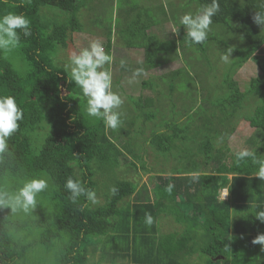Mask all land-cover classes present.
Listing matches in <instances>:
<instances>
[{"label": "trees", "instance_id": "trees-1", "mask_svg": "<svg viewBox=\"0 0 264 264\" xmlns=\"http://www.w3.org/2000/svg\"><path fill=\"white\" fill-rule=\"evenodd\" d=\"M210 3L211 0H187L182 10H187L186 8L193 5L201 9ZM220 7L221 11L213 17L212 25L222 26L219 31L242 37L246 48L236 53L239 61L222 82L223 94L213 101L209 100V103L206 102L211 113L207 116V107L204 118L198 115L197 120L200 119L203 123L201 128L194 131L195 135L189 138L187 134L182 133L183 126L178 121L164 120L167 111L175 108L173 95L185 88L183 82L186 80L187 71L183 63L182 68L169 71L170 75L165 79L169 92L167 90V94L164 93L163 99L159 97L163 107H156V101L145 96L132 100L136 117L143 115L144 106H149L152 112L154 111L153 115L146 119L148 124L161 127L159 131L152 132L149 140L157 153L174 150L192 152L189 169L180 172L187 173L186 176H153L156 185L153 194L147 186L136 193V187L131 182H119L116 186L117 193L107 198L105 205L91 209L92 204L84 197L76 204L71 202L70 193L64 187L67 179H79L86 188L96 192L98 186L94 180L93 163L100 169L111 171L116 165L118 155L125 154L109 137L103 121L92 123L86 114V103L80 97L81 90L74 82H69L66 69L58 66L54 60L59 51L66 50L73 44L75 35L84 33L78 15L83 8L82 2L0 0V16L9 12L24 15L31 21L32 32L30 37L22 36V45L15 51L14 59H11L9 54L5 56L0 53V96H13L24 113L23 120L19 122V130L7 141L9 153L0 160V188L14 191L19 188L16 185L18 181L22 183L31 178H39L43 174L49 176L55 188L53 201L59 227L45 232L48 233L45 235V243L48 246L61 247L56 264H89L92 249L95 250L104 235L111 236L109 231L114 233V236H111L112 242L117 246L124 235L130 234L132 223L134 235L146 233L153 236L157 233L159 215L166 211V208L162 207L163 201L174 204L173 210H168L173 213L176 211L175 215L185 211L184 207H197L203 211L207 204L217 202L219 193L224 188L230 191L227 199L230 204L237 205L236 209L245 212L247 217L251 216L252 224L243 226L240 230L234 229L233 233L238 235L231 236L232 224L228 213L231 205H218L219 208L226 207V212L225 215H220V218L216 217L217 221L206 220L203 230L213 237L206 236L208 245L206 244L204 253L213 259L221 257L226 264H264V249L261 245L252 244L257 235L264 233V223L255 216L264 210V180L254 176L258 166L250 159L238 164L234 156L232 164L228 165L223 162L225 153L215 146L216 141L227 133V124L232 123L235 118H243L254 129V134L249 140L252 151L256 152L258 157L264 158V27L257 25L253 20L258 11H264V0H220ZM45 11H54L59 16L63 14L65 20H47ZM177 13L172 10L167 22L178 26V36L165 37L163 26L166 24L163 25L157 18L143 24L142 15L137 22L139 29L135 31L132 27V37L135 39L138 36V39L127 48L143 51L142 63L147 70L175 62L181 50L185 56L186 53L189 56L191 51L203 55L207 52L208 44L219 42L218 33L212 32L203 44H192L185 37V29L179 24ZM105 48L107 53H112V36L111 43ZM173 50L176 56H168L167 53ZM249 61L256 64L260 76L253 78L248 90L243 92L239 83L234 80V75ZM185 63L187 66L189 60ZM144 85L147 86L146 83ZM165 102H168L170 107H166ZM245 107L249 108L248 112ZM199 112L200 109L197 111V108H192L190 115L196 120ZM132 115L134 116L133 113ZM184 126V129L191 128L188 124ZM45 131L47 133H44ZM179 140L182 141V147L177 143ZM188 143L191 144L189 149ZM131 164L136 166L134 162ZM214 164L220 166L216 168ZM209 166L210 172L205 171ZM141 170L150 175L154 174L144 162ZM191 172H200L199 179L194 181L188 175ZM229 176H232L231 180L228 179ZM169 184L174 185L171 194L167 192ZM144 193H147L150 199L144 201L147 202L146 205L138 204L143 202L142 197L146 195ZM132 195L136 202L132 213L128 212L121 219L122 209L119 205ZM85 204L88 206L84 207ZM219 208L213 213L221 211ZM145 213H150L154 218L151 227L145 223ZM181 216L177 217V220ZM117 218L120 220L114 223ZM187 219L185 216L184 221ZM18 222L10 219V208L0 209V264H17L26 256L24 251H17V245L15 247L9 235L12 228L20 224ZM191 223L198 225L195 218ZM118 248L115 247L116 253L119 252ZM119 254L112 256V260L119 258ZM103 260L94 264H104Z\"/></svg>", "mask_w": 264, "mask_h": 264}, {"label": "rangeland", "instance_id": "rangeland-1", "mask_svg": "<svg viewBox=\"0 0 264 264\" xmlns=\"http://www.w3.org/2000/svg\"><path fill=\"white\" fill-rule=\"evenodd\" d=\"M80 1L82 2L83 8L78 15L83 25L84 33L75 35L73 44L66 50L59 51L57 58L56 56L54 57L55 63L66 69L68 57L72 51L86 47L90 41L97 39L102 42L105 48L111 43L112 36V48L114 47L111 53L114 58L111 65V71L113 73V90L118 92L124 98V104L119 109L122 113V124L116 130L107 129V133L109 137L114 140L119 149H121V151L123 150L122 152L125 155H118L116 165L111 169V171L104 170V168L100 169L97 164L93 163L92 166L95 173L94 180L97 182L98 186L96 194L99 200L98 204L90 206L91 209H94L106 204L107 198H111L113 196L110 189L112 187H116L119 182H131L136 187V193L141 186H143V184H147L148 186L151 185L152 179L150 176H147L148 172L145 173L141 170L142 162H144V164L155 174L181 172L189 169L190 162L193 157L192 152L188 150L187 152L174 150L173 152L157 153V151H155L150 145L149 140L152 132L156 130L159 131L161 127L158 128L157 124L147 123L146 118L153 115L154 112H152L149 106L143 107V115L140 118L136 117L132 100L138 98V96H141L142 94L146 95L149 93V91L143 90L144 87L141 85L142 83H148V85L156 87L159 82L157 79H153L151 77L149 74L151 71L147 70L142 63V58L144 57L142 55L143 51H132L128 49L127 46L134 43L138 39V36L133 39L131 31H133L132 27L135 28V31L136 29H139L137 22L140 15H142V18L144 19L142 20L143 24L156 20V18L159 19L163 25L166 24V26H163L165 30L164 35L165 37H169V35L178 36V26H176V24H171L169 21L167 22L172 10H174L175 13L179 10L177 14L180 19V17L184 14L188 12L195 13L199 9L193 5L190 8H186L187 10H182V8L187 4V0ZM196 5L199 6L198 4ZM44 15L47 20L52 22L65 20V15L60 14L61 16H59V14L54 11H45ZM221 27L222 26L211 25V31L208 35H211L212 32L218 33L219 42L215 41L208 44L207 52L205 54L200 55L199 53L191 51L189 56L187 53L185 56L181 50V53H178L179 57H177L175 62H170L171 64L169 63L168 65L165 64L166 66L160 68V73L156 72L157 75L161 76L164 72L182 68V63L185 65L187 72L186 80H184L183 84L188 96L186 98L187 101H184L182 106L178 97H173V101L176 104L175 111H167V115L164 116V120L178 122H182L184 120V123L188 124L189 127L191 126V128L184 129L185 124L182 125V133L187 134L189 138L195 135V130L202 127L203 122L200 119L197 120L198 115H201L202 118H204L205 108L207 107V116L211 113V109H209L210 107L207 106L206 102L209 103V100L213 101V99H217V97L223 94L224 89L222 87V82L225 80L229 72L233 70L234 65L239 61L236 53L246 48V43L242 37L234 34H228L227 31H219L221 30ZM174 32H176V34H174ZM135 34L137 35V32H135ZM228 49L232 50V54L229 62L224 63L221 60V56ZM15 51L9 54L11 59L16 57ZM262 53H264V49ZM167 55L170 57L173 55L176 56L175 50L171 53L168 52ZM121 60H125L127 62V68L120 67ZM187 60H189V64L186 66L185 61ZM136 61L137 64L135 65V68L129 66L131 62ZM137 69H143L141 75L135 77V79H133V76H131L132 78L125 77L129 74H133V72ZM258 76H260L259 69L255 63L249 61L241 69H238L235 72L234 80L239 83L240 89L245 92L249 88L250 81ZM130 80H132L131 83H129ZM163 82L168 83L165 81ZM163 91V89H160L154 99L156 101V107H163L161 99H163L162 96L164 93L167 94ZM80 97L83 98L86 103L83 95L80 94ZM159 97L162 98L159 99ZM165 105L166 107H170L168 102H165ZM192 108H197V111L200 109V112L196 116V120H194V118L190 115ZM245 108L248 112L249 108ZM154 117H156V115H154ZM160 118H162V113L160 114ZM90 119L92 123H97L99 121L95 118ZM231 122L232 123H228L226 126L227 133L215 143L216 148L222 149V153H225V159L223 162L228 165L232 164L236 151L243 148H247L251 151L253 150V148L249 145V140L254 134V129H252L250 124L243 118H235ZM44 133H47V131ZM125 134L128 136H125ZM177 143L182 147L181 140ZM188 144L189 145H187V147L189 149V147L191 148V144ZM141 157L143 158V161H141ZM131 162H134L136 166L132 165ZM214 165L216 168L220 166V164ZM206 169L207 170L205 171L210 172L211 167L209 166ZM39 178L47 179L49 182V188L47 191L38 196L37 207L29 213L18 212L16 214H12L10 209V219L13 221L18 220V223L20 224L14 226L9 235L12 238L15 247L17 245V251H24L26 255L25 258L18 261L17 264H56L58 254L61 253V247H53L52 245L48 246L45 243V240H47L45 235L48 234L45 232L49 229H53L54 227L57 229L59 227V222L56 220L57 217H55V206L53 201L55 188L47 174H43ZM23 183L24 182L19 183L18 181L16 185L20 188ZM127 198L128 199H125L122 203L127 204V202L134 200L133 195ZM121 204L119 206H121ZM124 204L123 208L125 206ZM118 220L119 218H117L114 223ZM164 222L165 220L161 222L162 227L168 228V226H166L168 223ZM172 228L174 229L173 225L169 226L168 229L170 230ZM169 230H162V232L166 234ZM109 234L111 235V231H109ZM108 237V234L104 235V237L100 239L101 243H99L98 246L103 248V240L106 239V242L109 241ZM100 253L102 254V252L96 248L95 250L92 249L89 264H94L99 261L102 256Z\"/></svg>", "mask_w": 264, "mask_h": 264}, {"label": "clouds", "instance_id": "clouds-1", "mask_svg": "<svg viewBox=\"0 0 264 264\" xmlns=\"http://www.w3.org/2000/svg\"><path fill=\"white\" fill-rule=\"evenodd\" d=\"M220 11V0H211L210 4L197 12H188L181 16L179 24L184 27L187 40L192 44H203L211 31L213 17ZM253 20L257 25L264 27V11H258ZM31 35V21L24 15L9 12L0 16V53L7 56L21 47L22 36L27 38ZM231 54L232 50L228 49L221 56V60L228 63ZM113 59V56L105 51L100 40H92L86 47L69 54L66 71L69 82L75 83L86 100L87 116L103 121L106 129L116 130L122 124V113L119 109L124 104V98L113 90L111 71ZM126 63L125 60H121L120 67H126ZM142 72L143 69L133 72V79ZM131 82L132 80L129 81ZM23 118V109L18 106L13 96H0V160H3L9 153L7 141L19 130V122ZM235 159L238 164L250 159L254 165L258 166L254 176L264 180V158L258 157L256 152L243 148L235 152ZM188 175L195 181L199 179L201 173L191 172ZM64 187L70 193L69 199L73 204H76L81 197L92 205L99 203L96 192L86 188L79 179L69 177ZM173 187L172 184L167 186L169 194ZM48 188L49 182L45 178L28 179L14 192L0 188V209L10 208L12 214L29 213L37 207L38 196ZM110 191L116 194L118 189L112 187ZM229 193L230 191L225 188L221 198L225 200ZM87 206V204L84 205V207ZM255 216L261 223H264V210L259 211ZM145 223L149 227L153 225L154 218L150 213H145ZM252 244L261 245L264 249V233L257 235L252 240Z\"/></svg>", "mask_w": 264, "mask_h": 264}, {"label": "crops", "instance_id": "crops-1", "mask_svg": "<svg viewBox=\"0 0 264 264\" xmlns=\"http://www.w3.org/2000/svg\"><path fill=\"white\" fill-rule=\"evenodd\" d=\"M132 51H136V50H132ZM136 64L137 61L131 62L129 66L135 68ZM160 68L149 70L151 71L149 72V74L153 79H157L159 83L160 82L162 83L160 84L158 83L156 87H153L151 85H148V83H146L148 86L147 87L144 85L145 83H142L141 85L144 87L143 90L149 91V93L146 95L142 94L141 96L155 99L160 89H163L165 92L168 90L169 92V88H168L169 85L166 87L163 81H165V79L170 75V72H164L161 76H159L156 74V72L160 73L159 72ZM131 76H133V74H129L128 76L125 77L132 78ZM141 96H138V98H140ZM173 96L178 97V100H180L181 105L183 104L184 101H187L186 98L188 97L185 88L183 90H178L177 93ZM174 105L176 106V104ZM172 110L175 111V108L173 107ZM179 124L184 125L185 124L184 120L182 122L180 121ZM186 174L187 173L182 174L180 172H174V173H160V174L154 173L150 175V173H147V176L151 177L152 183L149 186L147 184L146 185L143 184V186H141L138 192H140L144 186H147L149 191L153 194L156 185H155V179H153L152 177L155 175L157 176L162 175L167 177H184L186 176ZM231 178L232 176H229L228 179L231 180ZM223 190L220 191L219 199L217 200V202L214 204H207L206 209L203 211L198 210L197 207H195L194 209L192 208L189 209V207H184L185 211L181 212V214L178 213L175 215V213H177L176 211L175 213H173V211L168 210V209L173 210L174 204L168 201L166 202L163 201L162 207L166 208V211L164 213H161L157 219V233L155 235L149 236L146 235V233L134 235L133 233L134 225L132 223L130 228L131 231L129 232L130 234L124 235L125 237H123L122 240H119L117 246H115L114 243L112 242V237L114 236V233L111 234L112 237L111 236L108 237L109 241L106 242V239L103 240L104 242L103 248H101L98 245H97L98 247L96 246V249L102 252V254L100 253L102 256L99 260L104 259L103 260L104 264H149V263L160 264L162 262L175 263V264H226V262L223 261L221 257H218L217 259H213L208 257V255L204 253L205 246L206 244L208 245L207 237L208 236L213 237V236L211 234L209 235L207 232L203 230L206 220L211 221L212 219H215L220 215H225L226 211L224 209H226V207L225 208L218 207V205L224 206L223 204H230L228 200H223L221 198V193ZM144 194L146 195L142 197L143 202L138 204L141 205L147 204V202L144 201H148V199L150 198L147 197V193ZM131 202H127V204L124 203L121 204L120 206V209H122L120 215L121 219H123L124 215H127L128 212L132 213L133 206L135 205L136 202L135 200ZM123 204L125 205L124 206L125 209L123 208ZM230 205H231V210L228 212L230 215L229 221L232 224L230 235L237 236L238 235L237 233H233L234 229L240 230L243 229V226L244 227L247 225L249 226L250 224H252V222H250L252 217L251 216L247 217L245 212L238 210V208L236 209L237 205H232V204ZM218 208L221 211H219L218 213L217 212L213 213V211L214 210L217 211ZM180 216L181 218L177 220V217ZM185 216L188 217V219L184 221ZM194 218L197 219L198 225L195 223H191L194 220ZM163 220H165L164 223L166 222L168 223V225H166L168 226V228L169 226L173 225L174 229L172 228L169 230L168 228L162 227L161 222ZM118 221L116 222L118 223ZM162 230H169V231L166 234H164ZM147 238L150 240H148ZM146 240H148L149 243H146L148 242ZM115 247L117 248L119 247L118 253L120 254L118 256L120 257L112 260V256L118 254L116 253L117 249H115ZM219 261L220 263H218Z\"/></svg>", "mask_w": 264, "mask_h": 264}, {"label": "built area", "instance_id": "built-area-1", "mask_svg": "<svg viewBox=\"0 0 264 264\" xmlns=\"http://www.w3.org/2000/svg\"><path fill=\"white\" fill-rule=\"evenodd\" d=\"M222 194V193H221ZM229 198V196L225 199V200H227Z\"/></svg>", "mask_w": 264, "mask_h": 264}]
</instances>
